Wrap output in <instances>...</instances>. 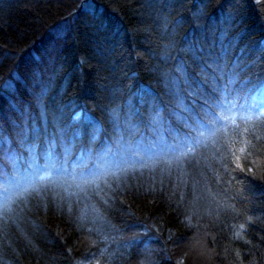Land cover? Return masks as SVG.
Wrapping results in <instances>:
<instances>
[{"label": "trees", "instance_id": "1", "mask_svg": "<svg viewBox=\"0 0 264 264\" xmlns=\"http://www.w3.org/2000/svg\"><path fill=\"white\" fill-rule=\"evenodd\" d=\"M214 61L237 74L238 128L181 169L130 172L63 200L33 195L0 218V264H264V118H240L264 91V0H0V159L8 153L9 167L27 152L22 129L28 144L34 128L51 134L53 111L62 123L83 112L87 127L98 105L121 116L99 137L113 149L106 160L122 155L115 141L129 117L140 130L125 139L159 151L147 110L155 102L165 128L176 126L173 81L189 87L178 69L200 87L199 69Z\"/></svg>", "mask_w": 264, "mask_h": 264}, {"label": "snow or ice", "instance_id": "2", "mask_svg": "<svg viewBox=\"0 0 264 264\" xmlns=\"http://www.w3.org/2000/svg\"><path fill=\"white\" fill-rule=\"evenodd\" d=\"M181 72V77L184 79V83L189 87L186 89L180 88L179 79L174 80L175 86V101L174 108L170 110L171 117L174 118L176 126L172 125L169 121L167 128H165V115L164 109L161 108L155 102L147 110L146 119L150 126L151 131L155 134L156 139L151 141V144H162L163 147L159 151H153L151 146L147 149L141 145H136L132 142V139H125V137L134 138L135 134L139 132V127L129 117L124 119L122 130L116 138V144L121 146L122 142V155L133 159L134 162L126 163L124 165H117L113 167L110 162H107L105 157L112 153V147H107L104 153L105 163L98 164L97 169L93 172L89 178L83 179L76 183V189L83 191L85 186L95 185L100 189V183L103 182L107 186L110 185V180H120L122 176H127L130 172L141 171L143 169L155 170L157 167L163 166L162 170L170 171L172 167L181 169L183 164L189 159L194 158L202 145H205L209 140H213L218 133L227 132L229 125L236 128L239 125L236 124L237 120V104L239 97V90L235 88L237 83V74L234 71L227 70V64H220L213 62L208 65L207 69L201 67L198 72V79L200 87H192L191 85L197 82V77H193L190 81L183 68L178 69ZM206 85V88L204 87ZM181 91L185 92L187 96L194 97L193 104L189 106L186 103V97L181 95ZM235 93V95H233ZM45 95V92L41 93V99ZM149 95L147 91L142 92L141 100L144 101V97ZM41 115L44 119L45 128L47 131L49 124V113L45 110L44 104L40 103ZM254 109L251 115L240 116L243 120H251L255 118H264V91L259 95L258 101L253 104ZM243 110V106H240ZM85 116L83 112H77L72 116L73 122H79L81 117ZM109 116L114 122L119 123L121 120L120 112L117 109H111ZM51 124L55 129L54 135L59 136L61 140L67 131L66 127L61 121V117L54 111L51 112ZM86 118V117H85ZM32 132L37 139H39L41 132L39 129H32ZM101 127L96 128V134L91 138L90 143H95L99 139ZM167 133L165 135L164 133ZM79 135L78 131L73 132V136ZM19 142L22 146H26L28 152L34 151L37 147L33 142L28 144L27 131L22 129L18 133ZM65 153L71 151L70 146L64 145ZM240 151H244L243 148ZM48 162L44 165L45 171L39 175V184L33 183L29 185L36 194L42 192L43 188H47L49 182L55 184L56 181L52 179L54 172L61 168L62 165L57 161L52 152L48 153ZM91 157H85L82 163L73 167V181L75 182L76 168L86 169ZM15 161V157L13 158ZM67 172V169H64ZM63 175V173H61ZM27 191V189H25ZM63 191L67 193L68 198L78 195V192L71 190V185L64 188ZM61 200L65 199L64 195L55 193ZM106 203V201H105ZM69 211L71 209L69 208ZM94 211H96L94 209ZM241 228L244 226L241 225ZM91 231V229H89ZM240 232L236 233L237 237H240ZM103 254V252H102ZM96 264H100L99 260H96Z\"/></svg>", "mask_w": 264, "mask_h": 264}, {"label": "clouds", "instance_id": "3", "mask_svg": "<svg viewBox=\"0 0 264 264\" xmlns=\"http://www.w3.org/2000/svg\"><path fill=\"white\" fill-rule=\"evenodd\" d=\"M99 116L90 117V126H81L73 122L71 116H65L63 125L67 131L63 140L51 134H45L36 140L37 147L32 152H26L12 162L9 167V155L4 153L0 159L2 174H0V218L5 220L16 217L22 207L33 195L36 194L29 185L39 184V175L45 171L44 165L48 162V153L52 152L54 158L60 162L61 168L57 169L52 179L55 184L49 182L47 188L41 193H59L64 195V188L71 185V190L76 189V183L89 178L96 171L98 164L105 163L104 153L107 146L103 140L97 139L90 143L91 138L96 134V128L101 127L100 136L109 135L112 121L109 119V110L103 106H97ZM107 125V126H106ZM78 131L79 135L74 137L73 132ZM99 136V137H100ZM99 140V143L97 141ZM70 146L71 151L65 153L64 145ZM85 157H91L86 169L76 168L75 182L73 181V167L82 163ZM113 167L134 162L132 158L123 155H113L110 160ZM67 169V172L64 171ZM63 173V175H61ZM27 189V191H25Z\"/></svg>", "mask_w": 264, "mask_h": 264}]
</instances>
